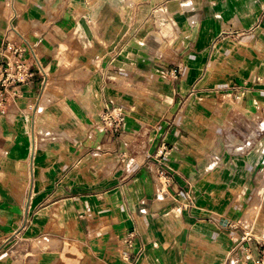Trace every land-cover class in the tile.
Returning a JSON list of instances; mask_svg holds the SVG:
<instances>
[{
	"label": "crops",
	"instance_id": "crops-1",
	"mask_svg": "<svg viewBox=\"0 0 264 264\" xmlns=\"http://www.w3.org/2000/svg\"><path fill=\"white\" fill-rule=\"evenodd\" d=\"M15 31L47 78L0 108V264L257 255L264 0H0V48Z\"/></svg>",
	"mask_w": 264,
	"mask_h": 264
},
{
	"label": "built area",
	"instance_id": "built-area-1",
	"mask_svg": "<svg viewBox=\"0 0 264 264\" xmlns=\"http://www.w3.org/2000/svg\"><path fill=\"white\" fill-rule=\"evenodd\" d=\"M18 42L8 41L0 48V108L5 106L10 95L15 89L30 84L36 76V71L43 77L45 83L47 74L40 64L38 55L30 47L28 41L19 32L15 31ZM232 95V94H228ZM125 116L119 107L105 105L101 115L102 129L112 135L122 131ZM166 147L162 150L166 153ZM159 183L162 188L168 184V177L161 170L158 173ZM248 236L243 237L239 245L244 249L243 261L241 264H264V243L260 244L257 255L247 247Z\"/></svg>",
	"mask_w": 264,
	"mask_h": 264
}]
</instances>
